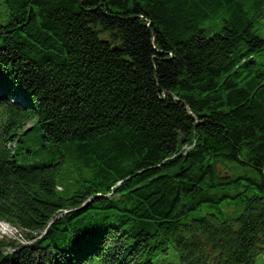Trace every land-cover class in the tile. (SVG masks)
I'll use <instances>...</instances> for the list:
<instances>
[{
  "label": "trees",
  "instance_id": "1",
  "mask_svg": "<svg viewBox=\"0 0 264 264\" xmlns=\"http://www.w3.org/2000/svg\"><path fill=\"white\" fill-rule=\"evenodd\" d=\"M0 221V264H257L264 0H0Z\"/></svg>",
  "mask_w": 264,
  "mask_h": 264
},
{
  "label": "rangeland",
  "instance_id": "2",
  "mask_svg": "<svg viewBox=\"0 0 264 264\" xmlns=\"http://www.w3.org/2000/svg\"><path fill=\"white\" fill-rule=\"evenodd\" d=\"M0 239L1 240H14L15 242H17L20 247L25 246L26 245V237L25 235L22 234V232L20 230H16L15 228H9L8 225H5L3 223L0 222ZM168 255L170 256L169 258H171L173 256V251H169ZM257 264H264V256L263 255H259L256 259ZM155 264H158L157 262Z\"/></svg>",
  "mask_w": 264,
  "mask_h": 264
}]
</instances>
